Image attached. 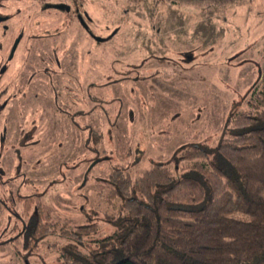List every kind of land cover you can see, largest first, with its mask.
<instances>
[{
  "label": "rangeland",
  "instance_id": "374dc122",
  "mask_svg": "<svg viewBox=\"0 0 264 264\" xmlns=\"http://www.w3.org/2000/svg\"><path fill=\"white\" fill-rule=\"evenodd\" d=\"M0 18L9 19L12 40L25 37L6 76L17 97L0 143V264H59L52 245L68 241L58 233L24 257L36 204L70 227L92 221L96 239L110 235L105 218L120 205L108 199L115 167L136 179L184 146L215 148L230 116L248 110L264 83V0L202 9L160 0H0ZM46 69L63 77L57 91L69 102L63 96L61 105L87 104L98 143L56 111L53 80L39 72ZM20 197L34 198L29 215Z\"/></svg>",
  "mask_w": 264,
  "mask_h": 264
},
{
  "label": "trees",
  "instance_id": "16d2710c",
  "mask_svg": "<svg viewBox=\"0 0 264 264\" xmlns=\"http://www.w3.org/2000/svg\"><path fill=\"white\" fill-rule=\"evenodd\" d=\"M160 1L202 9L246 0ZM248 107L230 116L215 148L184 146L169 164L136 179L115 167L108 199L120 205L105 218L114 228L106 237L94 238L92 221L70 227L36 204L24 257L58 233L68 241L52 245L59 264H264V83ZM93 138L99 142L95 132ZM19 201L29 215L34 198Z\"/></svg>",
  "mask_w": 264,
  "mask_h": 264
},
{
  "label": "flooded vegetation",
  "instance_id": "af4514ba",
  "mask_svg": "<svg viewBox=\"0 0 264 264\" xmlns=\"http://www.w3.org/2000/svg\"><path fill=\"white\" fill-rule=\"evenodd\" d=\"M165 4L167 2H164ZM170 4V3H167ZM47 10L52 12L54 20H59L60 16L58 13L57 8L55 7H49ZM154 12V9H153ZM9 19L7 18H0V125H4L5 129H2L0 132V143H4V141L7 140V138L10 136L11 131V125H10V113L8 112L9 107L13 103V101L16 100L17 92L14 93L11 89L13 87V81L6 80V76H10L9 72L13 68L12 63L15 60L17 53L19 51L20 46L22 45L25 37L23 34L17 35L14 40H12V32L10 29V26L7 24V21ZM17 43V47L15 48V45ZM39 72L47 77L49 82L52 81V84H49L48 88L53 91V100H54V106L56 108V111L60 114H63L66 117L70 118L71 123L74 127L78 129V131L83 132L87 136L88 142L92 140L93 137V129L91 126V119L89 116L92 114L89 111H87V104H85L86 109H80V111H74L72 110V106L70 104L64 103V105H61L60 100L58 98H63L65 96L66 100L68 101L67 96L69 94H63V92L57 91L58 87L61 85L60 80L63 79L61 74H58L55 71H52L50 69L46 70H39ZM12 75V74H11ZM21 78V75L20 77ZM59 83V84H57ZM13 84V85H12ZM17 87H20V83H18ZM24 87L27 88V90H22V94H26V91H29V85L28 82L25 83ZM18 91V89H17ZM82 94H85V90L82 89ZM91 100L89 96L87 95L86 100ZM79 109L80 106H75ZM86 112L83 114V112ZM80 112V113H79ZM81 114V115H80ZM86 119V120H85ZM83 121H86L85 125L82 126L81 123ZM2 170V168H1ZM3 172V171H2Z\"/></svg>",
  "mask_w": 264,
  "mask_h": 264
},
{
  "label": "crops",
  "instance_id": "0c3cea01",
  "mask_svg": "<svg viewBox=\"0 0 264 264\" xmlns=\"http://www.w3.org/2000/svg\"><path fill=\"white\" fill-rule=\"evenodd\" d=\"M157 3V2H156ZM169 6V5H168ZM156 8L158 9L159 8V4H156ZM157 9H156V11L153 13V14H155L156 12H157ZM155 10V9H154Z\"/></svg>",
  "mask_w": 264,
  "mask_h": 264
},
{
  "label": "water",
  "instance_id": "95a60500",
  "mask_svg": "<svg viewBox=\"0 0 264 264\" xmlns=\"http://www.w3.org/2000/svg\"><path fill=\"white\" fill-rule=\"evenodd\" d=\"M17 47V43H16V45H15V48Z\"/></svg>",
  "mask_w": 264,
  "mask_h": 264
}]
</instances>
